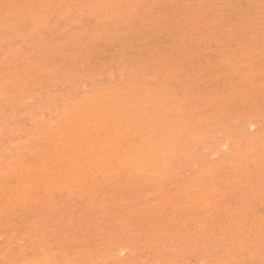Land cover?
I'll return each mask as SVG.
<instances>
[{
  "label": "rangeland",
  "instance_id": "obj_1",
  "mask_svg": "<svg viewBox=\"0 0 264 264\" xmlns=\"http://www.w3.org/2000/svg\"><path fill=\"white\" fill-rule=\"evenodd\" d=\"M45 1L0 0V44L2 43L0 45V75L5 77V74H7L4 80L0 76L2 79H0V85L3 83L0 86V96L2 98H0L2 104H0V111L2 110L0 112V127L2 128L0 139L3 138V141H0V178L4 177L0 179V193L2 194H0V264H87L88 262V264H94L96 261L95 264H195L197 262L198 264H208L210 261L209 264H215V262L216 264H264V225H262L264 224V196L259 195L264 194V175H262L264 173V170H262L264 169V108H262L264 107V74H262L264 73V0H259V3L256 2L257 0H242V2H240L241 0H202V2L201 0H189L190 3L185 0V6H183L184 0H87L88 3L86 0H77L78 3H76V0H49L53 5L48 1L45 3ZM71 2H74V4ZM197 2H199V5ZM90 4L95 7L91 8ZM54 5L55 7H52ZM42 6L44 7L41 8ZM41 9L45 10L41 12ZM220 10L222 13H219ZM162 11H165V13ZM195 11L196 13H193ZM253 11L255 12L253 13ZM213 13L214 15H212ZM219 15L223 21L219 20ZM217 19L219 22H217ZM234 19L235 22L232 23L231 21ZM180 20L181 23L178 22ZM213 23L216 24L213 25ZM93 24H96V26H93ZM77 26L81 27L78 28ZM100 26L102 28H99ZM208 27L210 29L207 30ZM220 27L221 29H219ZM78 29L80 31H77ZM91 29L94 31H90ZM240 31L243 33H239ZM94 32L98 37L93 35ZM182 35L187 38L184 39ZM228 36L235 37L230 40L231 37ZM62 38L64 39L62 40ZM207 42L210 47L207 46ZM163 45L164 48H160ZM69 47H72V49L70 50ZM230 49L233 52L232 54ZM240 50L241 52H239ZM234 51L236 52L234 53ZM255 51L256 53H254ZM55 53L57 54L55 55ZM23 54L25 55L23 56ZM172 56L173 58H171ZM185 57L188 59L186 60ZM116 58L117 60H115ZM41 59H43V62ZM217 59L220 60L219 64H217ZM226 63H229V67ZM238 64H240V67ZM135 65L137 66L136 69L134 68ZM186 65H189L188 69ZM21 66L24 68H21ZM153 67H155V70ZM164 67L167 69L162 70ZM236 69L238 71H235ZM22 70H27V72ZM247 72L250 73L247 74ZM100 73H102L101 77L99 76ZM110 73L112 74L110 75ZM8 75L9 78H7ZM233 75L235 76L233 77ZM151 76L152 78L154 76H156L154 78L160 77L153 80ZM111 77L112 80L109 79ZM144 77L149 83L142 81ZM135 78L136 82L134 83ZM202 78L205 79L202 80ZM242 78H245V80ZM140 79L144 85L140 83ZM162 79L165 80V83L162 82ZM238 79L244 80L245 83L248 82L246 87L244 81L239 80V82ZM224 80L227 83L223 82ZM92 82H94V85L91 84ZM237 82L241 83V86L240 84L238 86ZM147 83L149 86H147ZM195 83L199 86L196 87ZM232 83H235L233 88ZM248 85L249 88H247ZM5 86L7 89H5ZM106 86L108 87L106 88ZM110 86L112 87L110 88ZM237 86L240 89H237ZM166 90L168 91L166 92ZM248 90L251 91V94H249L250 91L247 92ZM170 91H174V93L171 94ZM223 92H226L227 95ZM140 93L144 95V98ZM167 96L170 97L167 99ZM221 96H223V100H221ZM243 97L246 99L244 100ZM242 98L243 100H240ZM84 100L85 102H83ZM170 100H172L173 105L169 103ZM104 101H107V104ZM108 101H112L113 107ZM240 101L242 102L240 103ZM122 102L126 103L123 104ZM238 102L240 106L235 105ZM179 103L182 104V107L187 106V104L188 106L182 108ZM177 105L178 107H176ZM94 106L96 111H94ZM69 107L71 108L68 109ZM81 107L84 110H81ZM108 107L109 109L105 110ZM30 108L33 112L36 111L34 115L29 110ZM113 108L117 113L111 111L114 110ZM14 110L17 112L15 113ZM108 110L111 112H108ZM11 111L14 112V116ZM53 113L56 116H53ZM90 113L99 115L94 118ZM112 113H114L112 116L116 117H108ZM157 115L158 117H156ZM180 116L183 118L181 119ZM125 117L127 118L125 119ZM178 119L180 121H177ZM21 121L23 122L20 123ZM130 121L134 122L130 123ZM35 122L40 124L36 126ZM55 122H58L57 125ZM141 122L147 125H141ZM23 123L27 129L22 128ZM48 123L50 124L48 125ZM44 124L49 127L46 129ZM52 124H55L56 127ZM246 124L248 125L246 126ZM92 125L93 129L91 128ZM171 125L173 128H169ZM159 126L161 129L158 128ZM118 127L119 129H117ZM28 128H30L29 131ZM49 128L55 132L52 134ZM142 129L144 133L139 131ZM113 130L114 133H112ZM148 130L154 132L156 136ZM65 132H67V135H65ZM126 134L131 136H128L131 140L127 139ZM170 134H172V137ZM26 135L27 138L24 137ZM49 135L55 140L50 139ZM135 135L139 136L135 137ZM46 136H49V140ZM32 137L33 140L38 137L36 139L39 141L36 139L32 141ZM169 138L174 142L171 140L173 143H169ZM42 139L47 140L46 143ZM78 139L81 140L78 141ZM161 141L163 142L159 143ZM39 142L40 145L36 146ZM52 142H56V144H52ZM48 143L49 145H47ZM139 144L140 146H136ZM194 145L197 146L194 147ZM8 146H11V153ZM134 147L135 149H131ZM197 147L198 149H196ZM128 148L129 150H127ZM159 148L162 150H159ZM26 149L32 153L31 156H29V151ZM120 149L121 151H119ZM125 150L127 151L125 152ZM34 152L36 154L33 155ZM149 153H153L152 156ZM258 155H261V157ZM40 156L42 160L39 159ZM242 156L248 157L245 158L248 166ZM253 158L257 160L256 163ZM234 162L241 169L235 167ZM61 163H64V166ZM232 166L235 168H232ZM252 167L254 168L253 171L251 170ZM254 170L256 174L253 173ZM238 175L242 178V181H240L241 178ZM255 178H257V181ZM237 181L238 183H234ZM258 181L259 183L256 185L255 183ZM207 184L208 186H206ZM214 184H216V187H213ZM16 187L17 189H15ZM252 188L253 190H251ZM254 188H259L257 190L258 194L255 193ZM40 189L42 191H39ZM261 191L262 193H260ZM39 192L42 194L40 195ZM14 193H17V195ZM204 193H207V195ZM18 197L19 199H17ZM25 198L27 201H25ZM189 198H192V201ZM237 201L238 203H236ZM209 207L211 208L209 209ZM119 250L125 251L120 254V257H116L115 253L118 254ZM96 257L98 258L96 259ZM214 257L218 260L213 259Z\"/></svg>",
  "mask_w": 264,
  "mask_h": 264
},
{
  "label": "bare ground",
  "instance_id": "obj_2",
  "mask_svg": "<svg viewBox=\"0 0 264 264\" xmlns=\"http://www.w3.org/2000/svg\"><path fill=\"white\" fill-rule=\"evenodd\" d=\"M36 1H37V0H36ZM47 1H48L49 3H51L49 0H46L45 3H46ZM63 1H67V0H63ZM93 1H94V0H93ZM93 1H92V2H93ZM121 1H122V0H121ZM142 1H143V0H142ZM152 1H154V0H152ZM163 1H164V0H163ZM199 1H200V0H199ZM204 1H205V0H204ZM220 1H221V0H220ZM230 1H231V0H230ZM235 1H236V0H235ZM237 1H239V0H237ZM258 1H259V0H257L256 2H258ZM38 2H39V0H38ZM60 2H61V1H60ZM78 2H79V1H78ZM78 2H77V0H76V3H78ZM84 2H85V1H84ZM86 2L88 3L87 0H86ZM98 2H99V1H98ZM114 2H115V1H114ZM129 2H130V1H129ZM169 2H170V1H169ZM182 2H183V1H182ZM187 2L190 3L189 0H188ZM187 2H186V3H187ZM201 2H202V0H201ZM207 2H208V1H207ZM213 2H214V1H213ZM226 2H227V1H226ZM226 2H224V3H226ZM240 2H242V0H241ZM249 2H250V1H249ZM263 2H264V1H263ZM29 3H30V2H29ZM54 3H55V2H54ZM71 3L74 4V2H71ZM80 3H81V2H80ZM87 3H86V4H87ZM95 3H97V2H95ZM95 3H94V4H95ZM101 3H103V2L101 1ZM188 3H187V4H188ZM198 3H199V2H197V4H198ZM205 3H206V2H205ZM209 3H210V2H209ZM228 3H229V1H228ZM258 3H259V2H258ZM19 4H20V3H19ZM55 4H56V3H55ZM61 4H62V2H61ZM67 4H68V3H67ZM91 4H92V3H91ZM91 4H90V6H91ZM134 4H135V3H134ZM183 4H184V5H183ZM183 4H178V5H180V6H181V5L185 6V5H186V4H185V0H184V3H183ZM226 4H227V3H226ZM243 4H244V3H243ZM256 4H257V3H256ZM47 5H48V4H47ZM51 5H53V4L51 3ZM56 5H57V4H56ZM198 5H199V4H198ZM203 5H204V4H203ZM205 5H206V4H205ZM245 5H246V4H245ZM254 5H255V4H254ZM44 6H45V4H44ZM44 6H42L41 8H43ZM176 6H177V5H176ZM206 6H208V5H206ZM241 6H242V5H241ZM52 7H55V5L52 6ZM56 7H57V6H56ZM88 7H89V6H88ZM94 7H95V6H94ZM94 7L91 6V8H94ZM186 7L188 8V5H187ZM48 8H49V7H48ZM150 8H151V7H150ZM195 8H196V7H195ZM224 8H225V6H224ZM230 8H231V7H230ZM241 8H242V7H241ZM247 8H248V7H247ZM260 8H261V7H260ZM36 9H37V8H36ZM69 9H70V8H69ZM146 9H147V8H146ZM172 9H173V7H172ZM177 9H178V8H177ZM215 9H217V8L215 7ZM226 9H227V8H226ZM228 9H229V7H228ZM239 9H240V7H239ZM245 9H246V8H245ZM39 10H40V9H39ZM42 10H45V9H41V12H42ZM46 10L48 11L49 9H46ZM130 10H131V9H130ZM161 10H162V9H161ZM236 10H237V9H236ZM241 10H242V9H241ZM248 10H249V8H248ZM259 10H260V9H259ZM51 11H52V10H51ZM65 11H66V10H65ZM128 11H129V10H128ZM171 11H172V10H171ZM191 11H192V10H191ZM214 11H215V10H214ZM214 11H212V12H214ZM220 11H221V10H220ZM220 11H219V13H222V11H221V12H220ZM223 11H224V9H223ZM237 11H238V10H237ZM7 12H8V11H7ZM29 12H30V11H29ZM38 12H39V11H38ZM41 12H40V13H41ZM120 12H121V11H120ZM151 12H152V11H151ZM162 12L165 13V11H162ZM168 12H169V11H168ZM168 12H167V13H168ZM207 12H208V11H207ZM234 12H235V11H234ZM248 12H249V11H248ZM254 12H255V11H253V13H254ZM261 12H262V11H261ZM4 13H5V12H4ZM9 13H10V12H9ZM46 13H47V12H46ZM46 13L44 14L45 16L47 15ZM67 13H68V12H67ZM116 13H117V12H116ZM149 13H150V12H149ZM193 13H196V11L193 12ZM193 13H192V14H193ZM215 13H217V12H215ZM229 13H230V9H229ZM232 13H233V12H232ZM237 13H238V12H237ZM190 14H191V12H190ZM204 14H205V13H204ZM204 14H203V15H204ZM230 14H231V13H230ZM230 14H229V15H230ZM11 15H12V14H11ZM44 15H40V16L43 17ZM50 15H51V14H50ZM158 15H159V14H158ZM165 15H166V14H165ZM199 15H200V14H199ZM205 15H206V14H205ZM212 15H214V13H213ZM220 15H222V14H220ZM220 15H219V16H220ZM225 15H227V14L225 13ZM234 15H235V14H234ZM236 15H237V14H236ZM240 15H241V14H240ZM40 16H39V17H40ZM142 16H143V15H142ZM159 16H160V15H159ZM209 16L211 17V15H209ZM217 16H218V15H217ZM217 16H216V17H217ZM13 17H14V16H13ZM37 17H38V16H37ZM67 17H68V16H67ZM115 17H116V16H115ZM166 17H167V16H166ZM187 17H188V16H187ZM213 17H215V16H213ZM213 17H212V18H213ZM225 17H226V16H225ZM234 17H235V16H234ZM234 17H233V18H234ZM236 17H237V16H236ZM19 18H20V17H19ZM64 18H65V17H64ZM93 18H94V17H93ZM96 18H98V17H96ZM103 18H104V17H103ZM105 18H106V17H105ZM180 18H181V16H180ZM198 18H199V17H198ZM218 18H219V20H220V19H221V16L218 17ZM36 19H38V18H36ZM47 19H48V18H47ZM65 19H66V18H65ZM68 19H70V18L68 17ZM183 19H184V17H183ZM205 19H206V18H205ZM227 19H228V18H227ZM45 20H46V19H45ZM71 20H72V19H71ZM86 20H87V19H86ZM93 20H94V19H93ZM194 20H195V19H194ZM215 20H216V18H215ZM217 20H218V19H217ZM219 20H218L217 22H219ZM221 20H222V19H221ZM262 20H263V19H262ZM48 21H49V19H48ZM62 21H63V20H62ZM65 21H67V20H65ZM87 21H88V20H87ZM110 21H111V20H110ZM113 21H114V20H113ZM206 21H207V20H206ZM213 21H214V20H213ZM213 21H210V22H213ZM222 21H223V20H222ZM38 22H39V21H38ZM38 22H37V23H38ZM78 22H79V21H77V23H78ZM178 22L181 23V20L178 21ZM190 22H191V21H190ZM201 22H202V21H201ZM215 22H216V21H215ZM217 22H216V23H217ZM231 22L234 23V22H235V19L232 20ZM250 22H251V21H250ZM261 22H262V21H261ZM35 23H36V22H35ZM40 23H41V21H40ZM44 23H45V21H44ZM79 23H80V22H79ZM85 23H86V22H85ZM90 23H91V22H90ZM92 23H93V21H92ZM140 23H141V22H140ZM206 23H207V22H206ZM216 23H213V25L216 24ZM220 23H221V22H220ZM80 24H81V23H80ZM83 24H84V23H83ZM88 24H89V22H88ZM108 24H109V23H108ZM141 24H142V23H141ZM230 24H231V23H230ZM4 25H5V24H4ZM53 25H54V24H53ZM53 25H52V27H54ZM103 25H104V24H103ZM194 25H195V24H194ZM194 25H193V26H194ZM205 25H207V24H205ZM205 25H204V26H205ZM216 25H218V23H217ZM216 25H215V26H216ZM221 25H222V23H221ZM227 25H228V24H227ZM9 26H10V25H9ZM41 26H42V24H41ZM43 26H44V25H43ZM67 26H68V25H67ZM69 26H70V25H69ZM82 26H83V25H82ZM86 26H87V25H86ZM89 26H90V25H89ZM93 26H96V24H93ZM105 26H106V25H105ZM116 26H117V25H116ZM138 26H139V25H138ZM55 27H56V26H55ZM77 27H78V26H77ZM79 27H81V26H79ZM79 27H78V28H79ZM90 27H91V26H90ZM97 27H98V26H97ZM163 27H164V26H163ZM189 27H190V26H189ZM209 27H211V26H209ZM209 27L207 28V30L210 29ZM213 27H214V26H213ZM235 27H236V26H235ZM32 28H33V27H32ZM67 28H68V27H67ZM88 28H89V27H88ZM93 28H94V27H93ZM99 28H102V26H100ZM99 28H98V29H99ZM225 28H226V27H225ZM47 29H48V28H47ZM94 29H96V28H94ZM204 29H205V28H204ZM215 29H216V28H215ZM219 29H221V27H220ZM222 29H223V28H222ZM229 29H230V28H229ZM11 30H12V29H11ZM92 30H93V29H91L90 31H92ZM100 30H101V29H100ZM127 30H128V28H127ZM127 30H126V31H127ZM223 30H224V29H223ZM223 30H222V31H223ZM66 31H67V29H66ZM68 31H70V30L68 29ZM77 31H80V30L78 29ZM93 31H94V30H93ZM105 31H106V30H105ZM180 31H181V30H180ZM182 31H183V30H182ZM197 31H198V30H197ZM197 31H196V32H197ZM202 31H203V29H202ZM204 31H205V30H204ZM212 31H213V30H212ZM216 31H217V30H216ZM222 31H220V32H222ZM95 32H96V30H95ZM95 32L93 33V35H97V34H95ZM108 32H109V31H108ZM123 32H125V31L123 30ZM193 32H194V31H193ZM198 32H199V31H198ZM214 32H215V31H214ZM232 32H233V31H232ZM51 33H52V32H51ZM91 33H92V32H91ZM158 33H160V32H158ZM181 33H182V32H181ZM181 33H180V34H181ZM187 33H188V32H187ZM218 33H219V32H218ZM218 33H217V34H218ZM239 33H243V32L240 31ZM119 34H120V33H119ZM140 34H141V33H140ZM201 34L203 35V32H202ZM220 34H222V33H220ZM66 35H67V33H66ZM93 35H92V36H93ZM115 35H116V34H115ZM178 35H179V34H178ZM208 35H209V34H208ZM31 36H32V35H31ZM102 36H103V35H102ZM128 36H129V35H128ZM137 36H138V35H137ZM182 36H183V35H182ZM191 36H192V35H191ZM191 36H190V38H191ZM215 36H217V35H215ZM242 36H243V35H242ZM20 37H21V36H20ZM65 37H66V36H65ZM69 37H71V36H69ZM93 37H94V36H93ZM93 37H92V38H93ZM96 37H98V35H97ZM105 37H106V36H105ZM105 37H104V38H105ZM179 37H180V36H179ZM183 37H184V36H183ZM185 37H186V36H185ZM185 37H184V39L187 38V37H186V38H185ZM218 37H219V36H218ZM228 37L230 38L231 36H228ZM233 37H235V36H233ZM233 37H231L230 40H231ZM262 37H263V35H262ZM116 38H117V37H116ZM149 38H151V37H149ZM153 38H154V37H153ZM180 38H182V37H180ZM215 38H217V37H215ZM9 39H10V38H9ZM23 39L25 40V38H23ZM57 39H58V38H57ZM63 39H64V38H62V40H63ZM125 39H126V38H125ZM125 39H123V40H125ZM182 39H183V38H182ZM188 39H189V38H188ZM227 39H228V38H227ZM263 39H264V38H263ZM16 40H17V39H16ZM26 40H27V39H26ZM35 40H36V39H35ZM38 40H39V39H38ZM59 40H60V38H59ZM66 40H67V38H66ZM88 40H89V39H88ZM126 40H127V39H126ZM126 40H125V41H126ZM129 40H130V39H129ZM131 40H132V39H131ZM180 40H181V39H180ZM189 40H190V39H189ZM195 40H196V39H195ZM195 40H194V42H196ZM203 40H204V39H203ZM203 40H202V41H203ZM215 40H216V39H215ZM48 41H49V39H48ZM56 41H57V40H56ZM89 41H90V40H89ZM104 41H105V40H104ZM104 41H103V42H104ZM142 41H143V39H142ZM175 41L177 42V40H175ZM199 41H200V40H199ZM202 41H201V42H202ZM205 41H207V39H205ZM62 42H64V41H62ZM103 42H102V43H103ZM122 42H123V41H122ZM132 42H133V40H132ZM132 42H131V43H132ZM136 42H138V41H136ZM162 42H163V40H162ZM185 42H186V40H185ZM192 42H193V41H192ZM201 42H200V43H201ZM243 42H244V41H243ZM259 42H260V41H259ZM88 43H89V42H88ZM139 43H141V42H139ZM182 43H184V42L182 41ZM202 43L204 44V42H202ZM34 44L36 45V43H34ZM34 44H33V45H34ZM41 44H42V43H41ZM64 44H65V43H64ZM66 44H67V42H66ZM127 44H128V43H127ZM180 44H181V42H180ZM222 44H223V43H222ZM222 44H221V45H222ZM0 45H2V43H1ZM18 45H19V44H18ZM57 45H58V44H57ZM68 45H69V44H68ZM131 45H132V44H131ZM171 45H172V44H171ZM189 45H190V44H189ZM191 45H192V44H191ZM191 45H190V46H191ZM201 45H202V44H201ZM20 46H21V45H20ZM24 46H25V45H24ZM52 46H53V45H52ZM69 46H70V45H69ZM90 46H91V45H90ZM143 46H144V45H143ZM161 46H162V45H161ZM182 46H183V44H182ZM193 46H194V45H193ZM207 46H208V42H207ZM217 46H218V45H217ZM37 47H38V46H37ZM58 47H59V45H58ZM60 47H61V45H60ZM82 47H83V46H82ZM84 47H85V46H84ZM158 47H159V45H158ZM177 47H178V46H177ZM205 47H206V46H205ZM208 47H210V46H208ZM237 47L239 48V46H237ZM237 47H235V48H237ZM25 48H26V47H25ZM53 48H54V47H53ZM69 48H70V50L72 49V47H69ZM102 48H103V47H102ZM135 48H136V47H135ZM143 48H144V47H143ZM146 48H147V47H146ZM160 48H164V45H163V47H160ZM184 48H185V47H184ZM187 48H189V47L187 46ZM191 48H192V47H191ZM206 48H207V47H206ZM58 49H59V48H58ZM74 49H75V48H74ZM117 49H118V48H117ZM124 49H125V48H124ZM158 49H159V48H158ZM175 49H176V48H175ZM175 49H174V50H175ZM2 50H3V49H2ZM8 50H9V49H8ZM14 50H15V49H14ZM34 50H35V49H34ZM48 50H49V49H48ZM82 50H83V49H82ZM114 50H115V49H114ZM184 50H185V49H184ZM200 50H201V49H200ZM221 50H222V49H221ZM243 50H245V49H243ZM66 51H68V50H66ZM77 51H78V50H77ZM88 51H89V50H88ZM130 51H131V50H130ZM155 51H157V50H155ZM172 51H173V50H172ZM176 51H177V50H176ZM185 51H186V50H185ZM203 51H206V50H203ZM31 52H32V51H31ZM44 52H45V51H44ZM54 52H55V51H54ZM128 52H129V51H128ZM150 52H151V51H150ZM170 52H171V51H170ZM183 52H184V51H183ZM186 52H187V51H186ZM201 52H202V51H201ZM206 52H207V51H206ZM235 52H236V51H234V53H235ZM239 52H241V50H240ZM260 52H261V51H260ZM34 53H36V52H34ZM62 53H63V52H62ZM130 53H131V52H130ZM154 53H155V52H154ZM164 53H165V51H164ZM166 53L168 54V52H166ZM192 53H193V52H192ZM196 53H197V52H196ZM207 53H208V52H207ZM230 53H231V54L233 53V52H231V49H230ZM254 53H256V51H255ZM258 53H259V51H258ZM10 54H11V52H10ZM37 54H38V53H37ZM56 54H57V53H55V55H56ZM124 54H125V53H124ZM185 54H186V53H185ZM185 54H184V55H185ZM194 54H195V53H194ZM199 54H201V53L199 52ZM203 54H204V53H203ZM203 54H202V55H203ZM222 54H223V53H222ZM8 55H9V52H8ZM18 55H19V54H18ZM24 55H25V54H23V56H24ZM53 55H54V53H53ZM87 55H88V54H87ZM143 55H144V54H143ZM153 55H154V54H153ZM186 55H187V54H186ZM186 55H185V56H186ZM217 55H219V54H217ZM14 56H15V55H14ZM45 56H46V55H45ZM50 56H51V55H50ZM59 56H60V54H59ZM84 56H85V55H84ZM147 56H149V55H147ZM175 56H177V55H175ZM179 56H180V55H179ZM179 56H178V58H179ZM188 56H189V55H188ZM192 56H193V55H192ZM219 56H220V55H219ZM223 56H224V55H223ZM6 57H7V55H6ZM19 57H20V56H19ZM52 57H53V56H52ZM87 57H88V56H87ZM116 57H117V56H116ZM128 57H129V56H128ZM169 57H170V56H169ZM200 57H201V56H200ZM204 57H205V56H204ZM260 57H261V56H260ZM44 58H45V57H44ZM53 58H54V57H53ZM60 58H61V57H60ZM131 58H133V57H131ZM145 58H146V57H145ZM148 58H149V57H148ZM171 58H173V56H172ZM189 58H190V57H189ZM191 58H192V57H191ZM194 58H195V56H194ZM214 58H215V57H214ZM220 58H221V57H220ZM223 58H225V57H223ZM223 58H222V59H223ZM243 58H244V57H243ZM9 59H10V58H9ZM11 59H12V58H11ZM48 59H49V58H48ZM101 59H102V58H101ZM125 59H126V57H125ZM129 59H130V58H129ZM139 59H140V58H139ZM185 59H186V57H185ZM187 59H188V58H187ZM187 59H186V60H187ZM195 59H196V58H195ZM197 59H198V58H197ZM212 59H213V58H212ZM218 59H219V58H218ZM218 59H217V60H218ZM16 60H18V59H16ZM41 60H42V62H43V59H41ZM44 60H46V59H44ZM52 60H53V59H52ZM57 60H58V59H57ZM59 60H60V59H59ZM64 60L66 61V59H64ZM115 60H117V58H116ZM150 60H151V59H150ZM167 60H168V59H167ZM183 60H184V59H183ZM207 60H208V59H207ZM223 60H224V59H223ZM225 60H226V59H225ZM48 61H49V60H48ZM48 61H47V62H48ZM69 61H70V60H69ZM155 61H156V60H155ZM155 61H154V62H155ZM157 61H160V60H157ZM219 61H220V60H218V63H217V64L220 63ZM3 62H4V61H3ZM8 62H9V61H8ZM85 62H86V61H85ZM176 62H177V61H176ZM195 62H198V61H195ZM221 62H222V61H221ZM236 62H237V60H236ZM68 63H69V62H68ZM113 63H115V62L113 61ZM118 63H119V61H118ZM164 63H166V62H164ZM177 63H178V62H177ZM182 63H183V61H182ZM198 63H200V62H198ZM35 64H36V63H35ZM66 64H67V63H66ZM79 64H80V63H79ZM136 64H137V63H136ZM174 64H175V63H174ZM207 64H208V61H207ZM210 64H211V62H210ZM222 64L224 65V63H222ZM228 64H229V63H228ZM228 64L226 63V65H228ZM247 64H248V63H247ZM103 65H104V64H103ZM118 65H119V64H118ZM130 65H131V64H130ZM143 65H144V63H143ZM168 65H169V63H168ZM168 65H167V66H168ZM189 65H190V64H189ZM189 65H188V66L186 65L187 69H188ZM201 65H202V63H201ZM223 65H222V66H223ZM226 65H225V67H226ZM231 65H232V64H231ZM238 65H239V67H240V64H238ZM242 65H243V64H242ZM242 65H241V66H242ZM39 66H40V65H39ZM50 66H51V65H50ZM77 66H78V65H77ZM138 66H139V65H138ZM145 66H146V64H145ZM155 66H156V65H155ZM165 66H166V65H165ZM171 66H172V64H171ZM193 66H194V65H193ZM193 66H192V67H193ZM211 66H212V64H211ZM19 67H20V66H19ZM22 67H23V66H21V68H22ZM45 67H48V66H45ZM111 67H113V66H111ZM115 67H116V65H115ZM117 67H118V66H117ZM148 67H149V66H148ZM148 67H147V69H148ZM178 67H179V66H178ZM208 67H209V66H208ZM228 67H229V65H228ZM233 67H234V66H233ZM16 68H17V65H16ZM23 68H24V67H23ZM36 68H37V67H36ZM123 68H124V67H123ZM123 68H122V69H123ZM131 68H132V67H131ZM134 68L136 69L137 66L135 65ZM150 68H151V67H150ZM174 68H175V66H174ZM202 68H203V67H202ZM209 68H210V67H209ZM216 68H217V67H216ZM221 68H222V67H221ZM78 69H80V68L78 67ZM120 69H121V68H120ZM120 69H119V70H120ZM132 69H133V68H132ZM135 69H134V70H135ZM153 69L155 70V67H153ZM163 69H167V68L164 67V68H162V70H163ZM171 69H172V68H171ZM181 69H182V68H181ZM184 69H185V67H184ZM223 69H224V68H223ZM232 69H233V68H232ZM241 69H242V68H241ZM247 69H248V68H247ZM7 70H8V69H7ZM10 70H11V69H10ZM51 70H52V69H51ZM62 70H63V69H62ZM62 70H61V71H62ZM65 70H66V69H65ZM91 70H92V69H91ZM119 70H118V71H119ZM137 70H138V69H137ZM154 70H153V71H154ZM172 70H173V69H172ZM172 70H171V71H172ZM205 70H206V68H205ZM205 70H204V72H205ZM210 70H211V69H210ZM227 70H228V69H227ZM251 70H253V69H251ZM4 71H6V70L4 69ZM22 71H23V72H27V70H25V71L22 70ZM42 71H43V70H42ZM75 71H76V70H75ZM92 71H93V70H92ZM100 71H101V70H100ZM118 71H116V72H118ZM146 71H147V70H146ZM148 71H152V70H148ZM158 71H159V70H158ZM164 71H165V70H164ZM167 71H168V70H167ZM235 71H238V70L236 69ZM253 71H254V70H253ZM39 72H40V70H39ZM43 72H44V71H43ZM82 72H83V71H82ZM89 72H90V71H89ZM101 72H102V71H101ZM111 72H112V71H111ZM135 72H136V71H135ZM143 72H144V71H143ZM172 72H173V71H172ZM198 72H201V71H198ZM230 72H231V70H230ZM250 72H251V71H250ZM250 72H247V74L250 73ZM3 73H4V72H3ZM5 73H6V72H5ZM132 73H133V70H132ZM132 73H130V74H132ZM144 73H145V72H144ZM144 73H143V74H144ZM148 73H150V72H148ZM162 73H163V72H162ZM162 73H161V74H162ZM183 73H184V72H183ZM192 73H195V72H192ZM196 73H197V72H196ZM214 73H215V71H214ZM241 73H242V72H241ZM70 74H71V73H70ZM85 74H86V73H85ZM101 74H102V73L99 74L100 77L102 76ZM111 74H112V73H110V75H111ZM119 74H120V73H119ZM152 74H153V73H152ZM152 74H151V75H152ZM156 74H158V73H156ZM164 74H165V73H164ZM169 74H170V73H169ZM176 74H177V72H176ZM176 74H175V76H176ZM198 74H199V73H198ZM220 74H221V73H220ZM220 74H219V75H220ZM243 74H244V73H243ZM252 74H253V73H252ZM256 74H257V73H256ZM262 74H264V73H262ZM21 75H24V74H21ZM35 75H36V74H35ZM79 75H80V74H79ZM90 75H91V73H90ZM110 75H109V76H110ZM146 75H147V73H146ZM154 75H155V74H154ZM166 75H167V73H166ZM199 75H200V74H199ZM231 75H232V74H231ZM0 76H1V75H0ZM6 76H7V74H5V77H6ZM72 76H73V75H72ZM83 76H84V75H83ZM107 76H108V75H107ZM152 76H153V75H152ZM152 76H151V78H152ZM188 76H189V74H188ZM234 76H235V75H233V77H234ZM255 76H256V75H255ZM1 77H2V76H1ZM5 77H4V76L2 77L3 80H4ZM41 77H42V76H41ZM76 77H77V76H76ZM100 77H99V78H100ZM129 77H130V76H129ZM129 77H128V79H130ZM142 77H143V76H142ZM154 77H156V76H154ZM154 77L152 78L153 80H154V79H158L160 76H158V78H154ZM189 77H190V76H189ZM200 77H201V75H200ZM202 77H203V76H202ZM238 77L240 78L241 75L238 76ZM244 77H245V76H244ZM259 77H261V76H259ZM7 78H9V75H8ZM113 78H114V77H113ZM223 78H224V76H223ZM246 78H247V77H246ZM250 78H251V77H250ZM257 78H258V77H257ZM0 79H1V78H0ZM87 79H88V78H87ZM109 79L112 80V77L109 78ZM120 79H121V78H120ZM128 79H127V80H128ZM143 79H144V80H142V81H146V80H145V77H144ZM168 79H169V78H168ZM175 79H176V78H175ZM195 79H197V78H195ZM204 79H205V78H202V80H204ZM242 79L245 80V78H242ZM260 79H261V78H260ZM1 80H2V79H1ZM69 80H70V79H69ZM93 80H94V79H93ZM111 80H110V81H111ZM122 80H123V79H122ZM134 80H135V81H133V82L135 83V82H136V78H135ZM200 80H201V79H200ZM200 80H198V81H200ZM217 80H218V79H217ZM225 80H226V79H225ZM225 80H224L223 82H225ZM239 80L242 81L241 79H238V81H239ZM244 80H243V81H244ZM250 80H251V79H250ZM250 80H249V81H250ZM40 81H41V79H40ZM59 81H60V80H59ZM67 81H68V80H67ZM98 81H99V79H98ZM149 81H151V80H149ZM164 81H165V80L162 79V82H164ZM168 81H169V80H168ZM226 81H227V80H226ZM240 81H239V82H240ZM243 81H242V82H243ZM262 81H263V80H262ZM3 82H4V81H3ZM12 82H13V81H12ZM68 82H69V81H68ZM124 82H125V80H124ZM146 82H148V81H146ZM146 82H145V83H146ZM174 82H175V81H174ZM206 82H209V81H206ZM228 82H229V81H228ZM239 82H237V84H238V86H239V84H240V86H241V83H239ZM263 82H264V81H263ZM4 83H6V82H4ZM44 83H45V81H44ZM56 83H57V82H56ZM78 83H79V82H78ZM93 83H94V82H92L91 84H93ZM110 83H111V82H110ZM119 83H120V82H119ZM119 83H118V85H119ZM140 83H141V79H140ZM148 83H149V82H148ZM148 83H147V84H148ZM150 83H151V82H150ZM164 83H165V82H164ZM164 83H163V85H164ZM218 83H219V82H218ZM225 83H227V82H225ZM244 83H245V81H244ZM247 83H248V82H247ZM247 83H245V87H246V84H247ZM2 84H3V83H2ZM2 84H1V85H2ZM7 84H8V83H7ZM7 84H6V85H7ZM10 84H11V83H10ZM61 84H62V83H61ZM63 84H64V83H63ZM80 84H81V83H80ZM98 84H99V83H98ZM120 84H122V83H120ZM141 84H143V82H142ZM152 84H153V83H152ZM152 84H151V85H152ZM166 84H167V83H166ZM166 84H165V85H166ZM233 84H234V86H235V83H232V85H231L232 88L234 87ZM251 84H252V83H251ZM251 84H250V87H251ZM1 85H0V86H1ZM24 85H25V84H24ZM78 85H79V84H78ZM83 85H84V84H83ZM93 85H94V84H93ZM93 85H92V86H93ZM134 85H135V84H134ZM143 85H144V84H143ZM159 85H160V82H159ZM167 85H168V84H167ZM178 85H179V84H178ZM181 85H182V84H181ZM191 85H193V84H191ZM195 85H196V83H195ZM242 85H243V83H242ZM256 85H257V84H256ZM13 86H14V85H13ZM45 86H46V85H45ZM115 86H116V84H115ZM120 86H121V85H120ZM145 86H146V85H145ZM147 86H149V84H148ZM182 86H185V85H182ZM186 86H187V84H186ZM198 86H199V85H196V87H198ZM220 86H221V85H220ZM225 86H226V85H225ZM227 86H228V85H227ZM238 86H237V89H240V87H238ZM243 86H244V85H243ZM253 86H255V85H253ZM14 87H15V86H14ZM26 87H27V85H26ZM26 87H25V88H26ZM83 87H84V86H83ZM85 87H86V85H85ZM107 87H108V86H106V88H107ZM111 87H112V86H110V88H111ZM116 87H117V86H116ZM138 87H139V86H138ZM158 87H159V86H158ZM165 87H166V86H165ZM169 87H170V86H169ZM193 87H194V86H193ZM196 87H195V88H196ZM1 88H2V87H1ZM12 88H13V87H12ZM30 88H31V87H30ZM61 88H62V87H61ZM140 88H141V86H140ZM156 88H157V86H156ZM156 88H154V89H156ZM160 88H161V87H160ZM175 88H176V86H175ZM243 88H244V87H243ZM247 88H249V85L247 86ZM254 88H255V87H254ZM256 88H257V87H256ZM3 89H4V88H3ZM5 89H7L6 86H5ZM74 89H75V88H74ZM104 89H105V88H104ZM144 89H145V88H144ZM170 89H171V88H170ZM181 89H182V88H181ZM185 89H186V87H185ZM187 89H188V87H187ZM197 89H198V88H197ZM201 89H202V88H201ZM214 89H217V88H214ZM228 89H230V88L228 87ZM237 89H236V92H237ZM262 89H263V88H262ZM30 90H31V89H30ZM47 90H48V89H47ZM72 90H73V89H72ZM82 90H83V89H82ZM164 90H165V88H164ZM188 90H190V89H188ZM191 90H193V89H191ZM195 90H196V89H195ZM195 90H194V91H195ZM223 90H224V89H223ZM230 90L232 91V89H230ZM230 90H229V91H230ZM242 90H243V89H242ZM242 90H241V91H242ZM252 90H254V89L252 88ZM3 91H6V90H3ZM89 91H90V90H89ZM99 91H100V89H99ZM106 91H107V90H106ZM142 91H144V90H142ZM149 91H150V90H149ZM153 91H155V90H153ZM153 91H152V92H153ZM167 91H168V90H166V92H167ZM176 91H177V90H176ZM176 91H175V92H176ZM215 91H216V90H215ZM225 91H227V90H225ZM231 91H230V92H231ZM233 91H234V90H233ZM249 91H250V90H248L247 92H249ZM43 92H44V91H43ZM69 92H70V91H69ZM69 92H68V94H69ZM72 92H73V91H72ZM91 92H92V91H91ZM156 92H157V91H156ZM166 92H165V95H166ZM170 92H171V91H170ZM172 92L174 93V91H172ZM172 92H171V94H172ZM238 92H239V91H238ZM5 93H7V92H5ZM75 93H77V92H75ZM89 93H90V92H89ZM115 93H116V91H115ZM141 93H142V92H141ZM141 93H140V94H141ZM196 93H197V92H196ZM223 93H224V92H223ZM244 93H245V92H244ZM257 93H259V92H257ZM17 94H18V93H17ZM130 94H131V93H130ZM142 94H143V93H142ZM142 94H141V95H142ZM163 94H164V93H163ZM169 94H170V93H169ZM169 94H168V95H169ZM224 94L227 95L226 92H225ZM236 94H237V93H236ZM239 94H240V93H239ZM241 94H242V93H241ZM249 94H251V91L249 92ZM2 95H4V94H2ZM25 95H26V94H25ZM25 95H24V96H25ZM64 95H65V94H64ZM101 95H102V94H101ZM119 95H122V94H119ZM123 95H125V94H123ZM123 95H122V96H123ZM127 95H128V94H127ZM141 95H140V96H141ZM174 95H175V94H174ZM222 95H223V94H222ZM256 95H257V94H256ZM261 95H262V94H261ZM4 96H6V95H4ZM13 96H14V95H13ZM32 96H33V95H32ZM47 96H48V95H47ZM79 96H80V95H79ZM99 96H100V95H99ZM142 96H143L142 98H144V95H142ZM148 96H149V95H148ZM194 96H195V95H194ZM243 96H244V95H243ZM2 97H3V96H2ZM6 97H7V96H6ZM54 97H55V96H54ZM105 97H106V96H105ZM169 97H170V96H167V99H168ZM182 97H183V95H182ZM196 97H197V96H196ZM203 97H204V96H203ZM221 97H222L221 100H223V96H221ZM230 97L232 98V96H230ZM239 97H240V96H239ZM244 97H245V96H244ZM244 97H243V98H244ZM0 98H1V96H0ZM7 98H8V97H7ZM14 98H15V97H14ZM43 98H44V97H43ZM83 98H84V97H83ZM88 98H89V97H88ZM88 98H87V99H88ZM94 98H95V97H94ZM96 98H97V97H96ZM117 98H118V97H117ZM130 98H131V97H130ZM130 98H129V99H130ZM146 98H147V97H146ZM184 98H186V97L184 96ZM224 98H225V97H224ZM234 98H235V96H234ZM237 98H238V97H237ZM240 98H241V97H240ZM243 98L240 99V100H243ZM251 98H252V97H251ZM1 99H2V98H1ZM66 99H67V98H66ZM85 99H86V98H85ZM87 99H86V100H87ZM121 99H122V98H121ZM124 99H125V98H124ZM171 99H172V98H171ZM181 99H182V98H181ZM187 99H188V96H187ZM187 99H186V100H187ZM245 99H246V98H244V100H245ZM248 99H249V98H248ZM10 100H11V99H10ZM10 100H9V101H10ZM15 100H16V99H15ZM50 100H51V99H50ZM177 100H178V99H177ZM192 100H193V99H192ZM219 100H220V99H219ZM221 100H220V101H221ZM250 100H251V99H250ZM1 101H3V100H1ZM33 101H34V100H33ZM88 101H89V100H88ZM115 101H117V100H115ZM161 101H162V100H161ZM166 101H167V100H166ZM171 101H172V100H170L169 103H171ZM182 101H183V100H182ZM227 101H228V100H227ZM227 101H226V102H227ZM251 101H252V100H251ZM251 101H250V102H251ZM23 102H24V101H23ZM37 102H38V101H37ZM58 102H59V101H58ZM83 102H85V100H84ZM106 102H107V101H106ZM106 102L104 101V103H106ZM108 102H109V101H108ZM111 102H112V101H110L109 104H110ZM136 102H137V101H136ZM153 102H154V101H153ZM155 102H156V101H155ZM157 102H158V101H157ZM213 102H214V101H213ZM241 102H242V101H240V103H241ZM262 102H263V101H262ZM4 103H5V102H4ZM6 103H7V102H6ZM52 103H53V102H52ZM89 103H90V102H89ZM122 103L124 104V103H126V102H122ZM163 103H164V102H163ZM180 103H181V102H180ZM180 103H179V106L182 105V104L180 105ZM186 103H187V101L185 102V105H186ZM188 103H189V102H188ZM240 103L238 102V104H235V105H239ZM251 103L253 104V102H251ZM251 103H250V104H251ZM263 103H264V102H263ZM0 104H1V103H0ZM8 104H9V103H8ZM17 104H19V103L17 102ZM84 104H85V103H84ZM106 104H107V103H106ZM109 104H108V105H109ZM161 104H162V103H161ZM171 104H172V103H171ZM220 104H221V103H220ZM227 104H228V103H227ZM258 104H259V103H258ZM1 105H2V104H1ZM19 105H21V104H19ZM24 105H25V103H24ZM26 105H27V104H26ZM28 105H29V103H28ZM39 105H40V104H39ZM51 105H52V104H51ZM100 105H101V102H100ZM102 105H103V104H102ZM110 105H112V103H111ZM140 105H141V104H140ZM151 105H153V104H151ZM154 105H155V104H154ZM172 105H173V104H172ZM211 105H212V104H211ZM233 105H234V104H233ZM254 105H255V103H254ZM5 106H7V105H5ZM12 106H13V105H12ZM15 106H16V105H15ZM52 106H53V105H52ZM73 106H74V105H73ZM85 106H87V105H85ZM166 106H167V105H166ZM187 106H188V104H187ZM187 106H183V107L181 106V107H182V108H184V107L186 108ZM196 106H197V105H196ZM213 106H214V105H213ZM239 106H240V105H239ZM263 106H264V105H263ZM79 107H80V105H79ZM96 107H97V106H96ZM112 107H113V105H112ZM120 107H121V106H120ZM159 107H160V106H159ZM163 107H164V106H163ZM174 107H175V105H174ZM176 107H178V105H177ZM197 107H198V106H197ZM216 107H217V106H216ZM242 107H243V106H242ZM13 108H14V107H13ZM15 108H16V107H15ZM15 108H14V109H15ZM17 108H18V107H17ZM28 108H29V107H28ZM28 108H27V109H28ZM36 108H37V106H36ZM70 108H71V107H69L68 109H70ZM122 108H123V107H122ZM141 108H142V107H141ZM147 108H148V107H147ZM182 108H181V109H182ZM189 108H190V107H189ZM194 108L196 109V107H194ZM194 108H193V109H194ZM228 108H230V107H228ZM240 108H241V107H240ZM240 108H239V109H240ZM256 108H257V107H256ZM259 108H260V107H259ZM259 108H258V109H259ZM262 108H264V107H262ZM0 109H1V106H0ZM39 109H40V108H39ZM41 109H42V108H41ZM46 109H48V108L46 107ZM46 109H45V110H46ZM76 109H78V108H76ZM82 109L84 110V108L81 107V110H82ZM96 109H97V108H96ZM102 109L104 110V108H102ZM106 109H109V107H108V108H105V110H106ZM113 109H114V108H113ZM119 109H120V108H119ZM173 109H174V108H173ZM181 109H180V110H181ZM226 109H227V108H226ZM235 109H237V108H235ZM244 109H245V108H244ZM258 109H257V110H258ZM29 110H31V108H30ZM71 110L73 111L74 109H71ZM71 110H70V111H71ZM79 110H80V109H79ZM105 110H104V111H105ZM110 110H111V109H110ZM110 110H108V112H109ZM134 110H135V109H134ZM140 110H141V109H140ZM145 110H146V109H145ZM155 110H156V109H155ZM189 110H190V109H189ZM245 110H246V109H245ZM12 111H13V110H12ZM12 111H11V112H12ZM14 111H15V113L17 112L16 110H14ZM31 111H32V110H31ZM94 111H96V110H95V106H94ZM97 111H98V110H97ZM111 111H115V109H114V110H111ZM111 111H110V112H111ZM147 111H148V110H147ZM150 111H151V109H150ZM150 111H149V112H150ZM174 111H175V109H174ZM212 111H213V110H212ZM254 111H255V110H254ZM0 112H2V110H1ZM34 112H36V111H34ZM34 112L32 111V113H33L32 115H34ZM57 112H58V111H57ZM57 112H56V113H57ZM84 112H85V111H84ZM86 112H87V111H86ZM86 112H85V113H86ZM90 112H91V111H90ZM120 112H121V111H120ZM145 112H146V111H145ZM156 112H157V111H156ZM156 112H155V115H156ZM158 112H159V114H161L160 111H158ZM178 112H179V111H178ZM251 112H252V111H251ZM13 113H14V112H12V115H13ZM39 113H40V112H39ZM93 113H94V112H93ZM95 113H96V112H95ZM97 113H98V112H97ZM97 113H96V114H97ZM102 113H103V112H102ZM105 113H106V112H105ZM114 113H117V111H115ZM114 113H112L111 116H108V117H112V118H113V117H116V116H112V115H114ZM167 113H168V112H167ZM187 113H188V112H187ZM187 113H186V114H187ZM210 113H211V111H210ZM241 113H242V112H241ZM10 114H11V113H10ZM30 114H31V113H30ZM51 114H52V113H51ZM53 114H54L53 116H56L55 113H53ZM75 114H76V112H75ZM77 114H78V112H77ZM90 114H92V113H90ZM96 114H94V115L92 114V117L94 116V118H96L95 116H98V115H99V114H98V115H96ZM100 114H101V113H100ZM120 114H121V113H120ZM120 114H119V115H120ZM145 114H146V113H145ZM149 114H151V113H149ZM159 114H158V115H159ZM169 114H170V113H169ZM177 114H178V113H177ZM186 114H185V115H186ZM208 114H209V113H208ZM223 114H225V113H223ZM230 114H231V113H230ZM101 115H102V114H101ZM135 115H136V114H135ZM151 115H152V114H151ZM158 115H157L156 117H158ZM170 115H171V114H170ZM205 115H206V114H205ZM226 115H227V114H226ZM13 116H14V115H13ZM38 116H39V115H38ZM40 116H41V118H42V115H41V114H40ZM79 116H80V115H79ZM84 116H85V115H84ZM86 116H88V115H86ZM117 116H118V115H117ZM122 116H123V115H122ZM140 116H141V115H140ZM148 116H149V115H148ZM165 116H166V115H165ZM220 116H221V115H220ZM259 116H260V115H259ZM18 117H19V116H18ZM33 117H34V116H33ZM33 117H32V118H33ZM50 117H51V115H50ZM92 117H90V118H92ZM99 117H100V116H99ZM105 117H107V116H105ZM118 117H119V116H118ZM131 117H132V116H131ZM149 117H151V116H149ZM154 117H155V116H154ZM184 117H185V116H184ZM7 118H8V117H7ZM35 118H36V117H35ZM35 118H34V120H36ZM41 118H40V119H41ZM56 118H57V117H56ZM101 118H103V117H101ZM123 118H124V116H123ZM126 118H127V117H125V119H126ZM180 118H181V116H180ZM182 118H183V117H182ZM182 118H181V119H182ZM208 118H209V117H208ZM212 118H213V117H212ZM229 118H230V117H229ZM244 118H245V117H244ZM2 119H3V118H2ZM9 119H10V118H9ZM29 119H30V118H29ZM48 119H49V118H48ZM70 119H71V118H70ZM86 119H87V118H86ZM86 119H85V120H86ZM99 119H100V118H99ZM108 119H109V118H108ZM110 119H111V118H110ZM117 119H118V118H117ZM149 119H150V118H149ZM152 119H154V118H152ZM156 119H157V118H156ZM161 119H162V118H161ZM227 119H228V118H227ZM251 119H252V118H251ZM260 119H261V118H260ZM4 120H5V119H4ZM4 120H3V121H4ZM11 120H12V119H11ZM11 120H10V121H11ZM50 120H52V119H50ZM50 120H49V121H50ZM80 120H81V119H80ZM83 120H84V119H83ZM83 120H82V121H83ZM89 120H91V119H89ZM89 120H88V121H89ZM103 120H104V118H103ZM113 120H114V119H113ZM119 120H121V119H119ZM136 120H137V119H136ZM157 120H158V119H157ZM173 120H174V119H173ZM228 120H229V119H228ZM261 120H262V119H261ZM31 121H32V120H31ZM31 121H30V123H31ZM40 121H41V120H40ZM40 121H38V122H40ZM44 121H45V120H44ZM47 121H48V120H47ZM53 121H54V120H53ZM56 121H57V120H56ZM106 121H107V120H106ZM108 121H109V120H108ZM123 121H124V119H123ZM143 121H145V119H143ZM162 121H164V120H162ZM175 121H176V120H175ZM177 121H180V120L178 119ZM195 121H196V120H195ZM210 121H211V120H210ZM22 122H23V121H21L20 123H22ZM36 122H37V121H36ZM36 122H35V124H36ZM50 122H51V121H50ZM90 122H92V120H91ZM97 122H99V121L97 120ZM109 122H110V121H109ZM126 122H127V120H126ZM126 122H124V123H126ZM132 122H134V121H132ZM132 122L130 121V123H132ZM164 122H165V121H164ZM164 122H163V123H164ZM182 122H183V121H182ZM245 122H246V121H245ZM9 123H10V122H9ZM16 123H17V122H16ZM44 123H45V122H44ZM57 123H58V122H57ZM57 123L55 122L56 125H57ZM59 123H60V121H59ZM77 123H78V121H77ZM99 123H100V122H99ZM106 123H107V122H106ZM173 123H175V122H173ZM188 123H189V122H188ZM232 123H233V122H232ZM249 123H250V122H249ZM2 124H3V122H2ZM4 124H5V123H4ZM17 124H18V123H17ZM39 124H40V123H39ZM39 124L37 123L36 126L39 125ZM46 124H47V122H46ZM49 124H50V123H48V125H49ZM55 124H52V125H54V126L56 127ZM97 124H98V123H97ZM102 124H103V123H102ZM113 124H114V123H113ZM153 124H154V123H153ZM161 124H162V123H161ZM198 124H199V123H198ZM198 124H197V125H198ZM201 124H202V123H201ZM201 124H200V125H201ZM242 124H243V123H242ZM6 125H7V124H6ZM20 125H21V124H20ZM41 125H42V122H41ZM44 125H45V124H44ZM48 125H45V126H46V129H47V127H49ZM58 125H59V124H58ZM88 125H90V124H88ZM88 125H86V126H88ZM122 125H123V124H122ZM141 125L146 126L147 124H142V122H141ZM169 125H170V124H169ZM182 125H184V124H182ZM182 125H181V126H182ZM188 125H189V124H188ZM230 125H231V124H230ZM230 125H229V126H230ZM243 125H244V124H243ZM247 125H248V124H246V126H247ZM34 126H35V125H34ZM42 126H43V125H42ZM66 126H67V125H66ZM113 126H114V125H113ZM161 126H162V125H161ZM177 126H178V125H177ZM177 126H174V127H177ZM181 126H180V128H181ZM194 126H195V124H194ZM23 127H24V123H23L22 128H23ZM30 127H31V126H30ZM32 127H33V126H32ZM52 127H53V126H52ZM55 127H54V128H55ZM62 127H63V126H62ZM67 127H68V126H67ZM99 127H100V126H99ZM105 127H106V126H105ZM108 127H109V124H108ZM108 127H107V128H108ZM110 127H112V126H110ZM128 127H129V125H128ZM132 127H133V126H132ZM171 127H172V125H171L169 128H171ZM24 128H26V127H24ZM91 128L93 129V125L91 126ZM107 128H106V129H107ZM158 128H160V126H159ZM172 128H173V127H172ZM190 128H191V127H190ZM198 128H199V127H198ZM220 128H221V127H220ZM1 129H2V128L0 127V130H1ZM8 129H9V128H8ZM19 129H20V128H19ZM26 129H27V128H26ZM44 129H45V128H44ZM57 129L59 130V127H58ZM95 129H96V128H95ZM108 129H109V128H108ZM117 129H119V127H118ZM126 129H127V128H126ZM145 129H147V128H145ZM145 129H144V131H145ZM156 129H157V128H156ZM160 129H161V128H160ZM181 129H182V128H181ZM192 129H193V128H192ZM246 129H247V128H246ZM23 130H24V129H23ZM29 130H30V128H28V131H29ZM49 130H51V129L49 128ZM64 130H65V129H64ZM103 130H105V129H103ZM133 130H134V129H133ZM189 130H190V129H189ZM195 130H196V129H195ZM208 130H209V129H208ZM43 131H44V130H43ZM47 131H48V130H47ZM82 131H83V130H82ZM90 131H92V130H90ZM95 131H96V130H95ZM100 131H101V129H100ZM123 131H124V130H123ZM136 131H137V130H136ZM139 131H140V132L142 131L141 133H144V132H143V129H142V130H139ZM148 131H149V130H148ZM181 131H182V130H181ZM193 131H194V129H193ZM202 131H203V130H202ZM0 132H1V131H0ZM25 132H26V131H25ZM51 132H52V134H53V132H55V131H54V130H51ZM56 132H57V130H56ZM59 132H61V131H59ZM59 132H58V133H59ZM71 132H72V131H71ZM76 132H77V131H76ZM78 132H79V130H78ZM88 132H89V131H88ZM125 132H126V131H125ZM133 132H134V131H133ZM149 132H151V131H149ZM165 132H166V131H165ZM197 132H198V131H197ZM197 132H196V133H197ZM248 132H250V131H248ZM42 133H44V132H42ZM42 133H41V134H42ZM46 133H47V132H46ZM49 133H50V132H49ZM61 133H62V132H61ZM66 133H67V132H65V135H67ZM80 133H81V132H80ZM101 133H102V131H101ZM112 133H114V130H113ZM127 133H129V132H127ZM151 133H153V135L155 134L154 132H151ZM167 133H168V132H167ZM169 133H170V132H169ZM199 133H200V132H199ZM203 133H204V132H203ZM211 133H212V132H211ZM44 134H45V133H44ZM47 134H48V133H47ZM54 134H55V133H54ZM110 134H111V133H110ZM236 134H237V133H236ZM258 134H259V133H258ZM0 135H1V134H0ZM27 135H28V132H27ZM27 135L24 136V137L27 138ZM61 135H62V134H61ZM75 135H76V134H75ZM97 135H98V134H97ZM99 135H101V134H99ZM103 135H105V134H103ZM124 135H125V134H124ZM126 135H127V134H126ZM140 135H141V134H140ZM160 135H162V134H160ZM171 135H172V134H170V136H171ZM181 135H182V134H181ZM221 135H222V134H221ZM260 135H261V134H260ZM260 135H259V136H260ZM9 136H10V135H9ZM49 136H50V135H49ZM49 136H46V137L48 138V140H49ZM52 136H54V135H52ZM57 136H58V134H57ZM72 136H73V135H72ZM128 136H130V135H127V139H130V138H128ZM136 136H139V135H135V137H136ZM154 136H156V134H155ZM166 136H167V135H166ZM166 136H164V137H166ZM199 136H200V135H199ZM202 136H204V135H202ZM227 136H228V135H227ZM237 136H238V135H237ZM250 136H251V135H250ZM255 136H258V135H255ZM2 137H3V136H2ZM2 137H1V138H2ZM14 137H15V136H14ZM43 137H44V136L42 135V138H43ZM54 137H55V136H54ZM59 137H61V136H59ZM59 137H57V138L59 139ZM64 137H65V136H64ZM64 137H63V138H64ZM130 137H131V136H130ZM148 137H149V135H148ZM160 137H161V136H160ZM171 137H172V136H171ZM183 137H184V136H183ZM234 137H235V136H234ZM238 137H239V136H238ZM238 137H237V138H238ZM240 137H241V136H240ZM253 137H254V136H253ZM260 137H261V136H260ZM29 138H30V137H29ZM36 138H38V137H35V139H36ZM96 138H97V137H96ZM142 138H143V137H142ZM155 138H156V137H155ZM191 138L193 139V137H191ZM195 138H196V137H195ZM2 139H3V138H2ZM2 139H0V141H1ZM30 139H31V138H30ZM35 139H34V140H35ZM40 139H41V138H40ZM50 139H54V138H53V137L51 138V136H50ZM81 139H82V138H81ZM81 139H80V140H81ZM132 139H133V138H132ZM146 139H147V138H146ZM157 139H158V138H157ZM167 139H168V138H167ZM169 139H170V138H169ZM192 139H191V140H192ZM211 139H212V137H211ZM218 139H219V138H218ZM239 139H240V138H239ZM23 140H24V139H23ZM25 140H26V139H25ZM28 140H29V139H28ZM34 140H33V137H32V141H34ZM36 140H37V139H36ZM54 140H55V139H54ZM59 140H61V138H60ZM80 140L78 139V141H80ZM105 140H107V139H105ZM124 140H125V138H124ZM130 140H131V139H130ZM130 140H129V141H130ZM134 140H135V138H134ZM142 140H144V139H142ZM142 140H140V141H142ZM171 140H172V139H170L169 143L173 141V140H172V141H171ZM2 141H3V140H2ZM17 141H18V140H17ZM19 141H20V140H19ZM37 141H39V140H37ZM37 141H36V142H37ZM42 141H44V140L42 139ZM46 141H47V140H46ZM46 141H44V142L46 143ZM51 141H52V140H51ZM51 141H50V142H51ZM76 141H77V140H76ZM83 141H84V140H83ZM110 141H111V139H110ZM125 141H126V143H127V140H125ZM163 141H164V140H163ZM163 141H161V142H159V143H162ZM175 141H176V140H175ZM211 141H212V140H211ZM237 141H238V140H237ZM259 141H260V139H259ZM27 142H28V141H27ZM40 142H41V141H40ZM40 142H39L38 145L36 144V146H39V145H40ZM56 142H57V141H56ZM56 142H52V144H53V143L56 144ZM58 142H59V141H58ZM134 142H135V141H134ZM149 142H150V141H149ZM154 142H155V141H154ZM164 142H165V141H164ZM167 142H168V141H167ZM173 142H174V141H173ZM173 142H172V143H173ZM176 142H177V141H176ZM185 142H186V141H185ZM195 142H196V141H195ZM248 142H249V141H248ZM250 142H251V141H250ZM19 143H20V142H19ZM28 143H29V142H28ZM28 143H27V145H28ZM83 143H84V142H83ZM118 143H119V142H118ZM122 143H123V142H122ZM147 143H148V142H147ZM180 143H181V142H180ZM260 143L262 144V141H261ZM260 143H259V144H260ZM8 144H9V143H8ZM41 144H42V143H41ZM43 144H44V143H43ZM77 144H78V143H77ZM85 144H86V143H85ZM142 144L144 145V143H142ZM163 144H164V143H163ZM167 144H168V143H167ZM176 144H177V143H176ZM197 144H198V143H197ZM226 144H227V143H226ZM232 144H233V142H232ZM235 144H236V143H235ZM248 144H249V143H248ZM9 145H10V144H9ZM31 145H32V143H31ZM31 145H30V146H31ZM34 145H35V144H34ZM47 145H49V143H48ZM79 145H80V143H79ZM119 145H120V144H119ZM125 145H126V144H125ZM131 145H132V144H131ZM134 145H135V144H134ZM153 145H154V144H153ZM198 145H199V144H198ZM113 146H114V145H113ZM113 146H112V147H113ZM136 146H140V144H139V145H136ZM156 146H157V145H156ZM162 146H163V145H162ZM175 146H177V145H175ZM188 146H189V145H188ZM196 146H197V145H196ZM196 146L194 145V147H196ZM243 146H244V145H243ZM10 147H11V146H10ZM10 147L8 146V148L10 149V153H11V148H10ZM20 147H21V146H20ZM23 147H24V146H23ZM23 147H22V148H23ZM40 147H41V146H40ZM61 147H62V146H61ZM74 147H75V146H74ZM79 147H80V146H79ZM101 147H102V146H101ZM121 147H122V146H121ZM121 147H120V148H121ZM160 147H161V146H160ZM210 147H211V146H210ZM221 147H222V146H221ZM8 148H7V149H8ZM22 148H21V149H22ZM24 148H27V147H24ZM75 148H76V147H75ZM105 148H106V147H105ZM113 148H114V147H113ZM115 148H117V147H115ZM180 148H181V147H180ZM17 149H18V148H17ZM21 149H19V150L21 151ZM29 149H30V147H29ZM83 149H84V148H83ZM88 149H89V148H88ZM131 149H135V147H134V148H131ZM141 149H142V148H141ZM196 149H198V147H197ZM221 149H222V148H221ZM251 149H252V148H251ZM23 150H24V149H23ZM23 150H22V152H23ZM26 150H28V149H26ZM41 150H42V149H41ZM51 150H52V149H51ZM78 150H79V148H78ZM81 150H82V149H81ZM84 150H85V149H84ZM84 150H83V151H84ZM97 150H98V148H97ZM97 150H96V151H97ZM107 150H108V149H107ZM111 150H112V148H111ZM127 150H129V148H128ZM127 150H125V152H126ZM159 150H162V149L159 148ZM171 150H172V149H171ZM224 150H225V148H224ZM239 150H240V149H239ZM249 150H250V149H249ZM261 150H262V149H261ZM261 150H260V151H261ZM28 151H29V150H28ZM28 151H26V152H28ZM31 151H32V150H31ZM119 151H121V149H120ZM182 151H183V150H182ZM184 151H185V150H184ZM201 151H202V150H201ZM237 151H238V150H237ZM88 152H89V151H88ZM117 152H118V151H117ZM123 152H124V151H123ZM142 152H143V150H142ZM153 152H154V151H153ZM203 152H204V151H203ZM245 152H246V151H245ZM249 152H250V151H249ZM251 152H253V151H251ZM261 152H262V151H261ZM261 152H260V153H261ZM263 152H264V150H263ZM7 153H9V152L7 151ZM10 153H9V154H10ZM24 153H25V152H24ZM28 153H29V156H31L30 154H32V153H30V151H29ZM37 153H38V152H37ZM97 153H98V152H97ZM132 153H133V152H132ZM144 153H145V151H144ZM182 153H183V152H182ZM255 153H257V152L255 151ZM1 154H2V153H1ZM34 154H36V152H34L33 155H34ZM38 154H39V153H38ZM38 154H37V155H38ZM43 154H45V153H43ZM43 154H42V155H43ZM85 154H86V153H85ZM85 154H84V155H85ZM149 154H150V153H149ZM151 154H153V153H151ZM151 154H150V155H151ZM185 154H186V152H185ZM187 154H189V153H187ZM214 154H215V153H214ZM39 155H40V154H39ZM99 155H100V154H99ZM107 155H108V153H107ZM107 155H106V156H107ZM135 155H136V153H135ZM137 155H139V154H137ZM189 155H190V154H189ZM189 155H188V156H189ZM212 155H213V153H212ZM254 155H255V154H254ZM18 156H19V155H18ZM109 156H110V155H109ZM115 156H116V155L114 154V157H115ZM118 156H119V154H118ZM118 156H117V157H118ZM133 156H134V155H133ZM151 156H152V155H151ZM223 156H224V154H223ZM247 156H250V155H247ZM247 156H246V157L242 156V157H244V161H246L245 158H248ZM258 156L261 157V155H258ZM263 156H264V155H263ZM75 157H76V156H75ZM112 157H113V155H112ZM120 157H121V156H120ZM126 157H127V156H126ZM128 157H130V156H128ZM141 157H142V156H141ZM242 157H240V158H242ZM252 157H254V156H252ZM252 157H251V159H252ZM259 157H257V158H259ZM19 158H20V157H19ZM23 158H26V157H23ZM80 158H81V157H80ZM123 158H124V157H123ZM232 158H234V157L232 156ZM35 159H37V158H35ZM39 159H41V156H40ZM78 159H79V158H78ZM84 159H85V158H84ZM92 159H93V158H92ZM103 159H104V157H103ZM106 159H107V158H106ZM226 159H227V158H226ZM228 159H229V158H228ZM255 159H256V158H255ZM22 160H24V159H22ZM41 160H42V159H41ZM119 160H120V158H119ZM122 160H123V159H122ZM253 160H254V158H253ZM16 161H17V160H16ZM38 161H39V160H38ZM52 161H53V160H52ZM100 161H101V160H100ZM111 161H112V160H111ZM140 161H141V160H140ZM249 161H250V160H249ZM255 161H257V160H254V162H255ZM259 161H260V160H259ZM259 161H258V162H259ZM42 162H44V161H42ZM54 162L56 163V161H54ZM83 162H84V161H83ZM97 162H98V161H97ZM150 162H151V161H150ZM172 162H173V161H172ZM223 162H224V161H223ZM229 162H231V161H229ZM258 162H257V163H258ZM10 163H11V162H10ZM19 163H20V162H19ZM24 163H25V162H24ZM57 163H58V162H57ZM57 163H56V164H57ZM92 163H93V162H92ZM138 163H139V162H138ZM158 163H159V162H158ZM194 163H195V162H194ZM203 163H204V162H203ZM210 163H212V162H210ZM216 163H218V162H216ZM237 163H238V162H237ZM252 163H253V162H252ZM255 163H256V162H255ZM12 164H13V163H12ZM28 164H29V163H28ZM37 164H38V162H37ZM45 164H47V163H45ZM58 164H59V163H58ZM63 164H64V163H63ZM63 164L61 163V165H63ZM112 164H113V163H112ZM247 164H248V163H247V161H246V165H247ZM15 165H17V164L15 163ZM20 165H21V164H20ZM23 165H24V164H23ZM59 165H60V164H59ZM67 165H68V164H67ZM85 165H86V164H85ZM115 165H116V164H115ZM203 165H204V164H203ZM211 165L213 166V164H211ZM225 165H226V164H225ZM229 165H231V164L229 163ZM234 165H236L235 167L238 168L236 162H234ZM234 165H233V166H234ZM253 165H254V163H253ZM258 165L261 166L260 164H258ZM263 165H264V164H263ZM263 165H262V166H263ZM18 166H19V165H18ZM26 166H27V165H26ZM30 166H31V165H30ZM40 166H41V165H40ZM63 166H64V165H63ZM169 166H170V165H169ZM226 166H227V165H226ZM233 166H232V168H235V167H233ZM244 166H245V165H244ZM247 166H248V165H247ZM5 167H6V166H5ZM23 167H24V166H23ZM27 167H28V166H27ZM37 167H39V166H37ZM65 167H66V166H65ZM90 167H91V166H90ZM116 167H117V166H116ZM136 167H137V166H136ZM147 167H148V166H147ZM245 167H246V166H245ZM10 168H11V167H10ZM28 168H29V167H28ZM53 168H54V167H53ZM92 168H93V167H92ZM180 168H181V167H180ZM205 168H206V167H205ZM213 168H214V167H213ZM226 168L228 169V167H226ZM239 168H240V166H239ZM239 168H238V169H239ZM242 168H243V167H242ZM2 169H3V168H2ZM7 169H8V168H7ZM23 169H25V168H23ZM61 169H62V168H61ZM121 169H122V168H121ZM169 169H170V168H169ZM171 169H172V168H171ZM210 169H211V168H210ZM238 169H237V170H238ZM240 169H241V168H240ZM253 169H254V168L252 167L251 170L253 171ZM259 169H260V168H259ZM14 170H15V169H14ZM14 170H13V171H14ZM35 170H36V169H35ZM103 170H104V169H103ZM232 170H233V169H232ZM235 170H236V169H235ZM244 170H245V169H244ZM256 170H257V169H256ZM262 170H264V169H262ZM7 171H8V170H7ZM21 171H22V170H21ZM31 171H33V170H31ZM36 171H37V170H36ZM129 171H130V169H129ZM206 171H207V170H206ZM245 171H246V170H245ZM9 172H10V171H9ZM16 172H17V171H16ZM75 172H76V171H75ZM86 172H87V171H86ZM179 172H180V171H179ZM207 172H208V171H207ZM230 172H231V171H230ZM242 172H243V171H242ZM262 172H263V171H262ZM14 173H15V172H14ZM17 173H18V172H17ZM97 173H98V172H97ZM97 173H96V174H97ZM101 173H102V172H101ZM201 173H202V172H201ZM205 173H206V172H205ZM235 173H236V172H235ZM253 173L256 174V171L254 170ZM2 174H3V173H2ZM33 174H34V173H33ZM54 174H55V172H54ZM123 174H124V173H123ZM236 174H237V173H236ZM238 174H240V173H238ZM250 174H251V173H250ZM10 175H11V174H10ZM14 175H15V174H14ZM21 175H22V174H21ZM60 175H61V174H60ZM198 175H199V174H198ZM200 175H201V174H200ZM203 175H204V174H203ZM203 175H202V176H203ZM205 175H206V174H205ZM241 175H242V173H241ZM259 175H261V174H259ZM262 175H264V173H263ZM17 176H18V175H17ZM19 176H20V175H19ZM19 176H18V177H19ZM29 176H30V175H29ZM75 176H76V175H75ZM100 176H101V175H100ZM206 176H207V175H206ZM249 176H250V175H249ZM249 176H248V177H249ZM8 177H9V176H8ZM18 177H17V178H18ZM90 177H91V176H90ZM204 177H205V176H204ZM234 177H235V175H234ZM234 177H233V178H234ZM238 177H239V175H238ZM242 177H243V176H242ZM254 177H255V176H254ZM3 178H4V177H3ZM3 178H0V179H3ZM10 178H11V177H10ZM12 178H13V177H12ZM17 178H16V179H17ZM186 178H187V177H186ZM195 178H196V177H195ZM219 178H220V176H219ZM239 178H241V177H239ZM57 179H58V178H57ZM57 179H56V180H57ZM80 179H81V178H80ZM231 179H232V178H231ZM234 179H236V178H234ZM234 179H233V180H234ZM243 179H244V178H243ZM250 179H251V177H250ZM250 179H248V180L250 181ZM256 179H257V178H255V180H256ZM4 180H6V179H4ZM7 180H8V178H7ZM32 180H33V179H32ZM43 180H44V179H43ZM122 180H123V179H122ZM193 180H194V179H193ZM226 180H228V179H226ZM246 180H247V179H246ZM246 180H244V181H246ZM68 181H69V180H68ZM152 181H153V180H152ZM211 181H212V180H211ZM215 181H216V180H215ZM219 181H220V180H219ZM224 181H225V180H224ZM230 181H231V180H230ZM234 181H235V180H234ZM238 181H239V180H238ZM238 181H237V182H234V183H238ZM240 181H242V178L240 179ZM240 181H239V182H240ZM256 181H257V180H256ZM31 182H32V181H31ZM47 182H48V181H47ZM213 182H214V181H213ZM213 182H211V184H213ZM221 182H223V181H221ZM231 182H233V181H231ZM246 182H248V181H246ZM260 182H261V181H260ZM12 183H13V182H12ZM28 183H29V182H28ZM32 183H33V182H32ZM38 183H40V182L38 181ZM42 183H43V182H42ZM45 183H46V182H45ZM45 183H44V184H45ZM196 183H197V182H196ZM243 183H244V182H243ZM258 183H259V181H258L257 183H255V184L258 185ZM261 183H262V182H261ZM261 183H260V184H261ZM0 184H1V183H0ZM14 184H15V182H14ZM14 184H13V185H14ZM49 184H50V183H49ZM49 184H48V185H49ZM183 184H184V182H183ZM217 184H218V183H217ZM239 184H240V183H239ZM19 185H20V184H19ZM38 185H39V184H38ZM214 185H215V186H213V187H216V184H214ZM234 185H235V184H234ZM244 185H245V184H244ZM261 185H262V184H261ZM0 186H1V185H0ZM10 186H12V185H10ZM59 186H60V185H59ZM195 186H196V184H195ZM195 186H194V187H195ZM206 186H208V184H207ZM219 186H220V185H219ZM254 186H255V185H254ZM37 187H38V186H37ZM62 187H63V186L61 185V188H62ZM187 187H188V186H187ZM213 187H212V188H213ZM242 187H243V186H242ZM257 187H258V186H257ZM5 188H6V187H5ZM13 188H14V187H13ZM20 188H21V187H20ZM83 188H84V187H83ZM198 188H199V186L197 187V189H198ZM205 188H206V187H205ZM221 188H222V187H221ZM233 188H234V186H233ZM238 188H239V187H238ZM255 188H256V187H255ZM255 188H254V190H255L256 192H255V191H254V192L257 193V190H259V188H258V189H255ZM6 189H7V188H6ZM15 189H17V187H16ZM217 189L220 190L218 187H217ZM71 190H73V189L71 188ZM210 190H211V189H210ZM210 190H208V191H210ZM251 190H253V188H252ZM1 191H2V189H1ZM3 191L5 192V190H3ZM7 191H8V190H7ZM9 191H10V190H9ZM33 191H34V189H33ZM37 191H38V189H37ZM39 191H42V190L40 189ZM58 191H60V189H58ZM194 191H195V189H194ZM245 191H246V190H245ZM248 191H249V189H248ZM4 192H3V193H4ZM15 192H17V190H15ZM64 192H65V191H64ZM221 192H222V191H221ZM5 193H6V192H5ZM18 193H19V191H18ZM55 193H58V192H55ZM61 193H62V192H61ZM194 193H195V192H194ZM212 193H213V192H212ZM250 193H251V192H250ZM260 193H262V191H261ZM0 194H1V193H0ZM14 194L17 195V193H14ZM26 194H27V193H26ZM39 194H40V192H39ZM41 194H42V193H41ZM41 194H40V195H41ZM59 194H60V192H59ZM204 194L207 195V193H204ZM216 194H218V193H216ZM257 194H258V193H257ZM1 195H2V194H1ZM10 195H11V194H10ZM19 195H20V194H19ZM36 195H37V194H36ZM46 195H47V194H46ZM54 195H55V194H54ZM60 195H61V194H60ZM194 195H195V194H194ZM206 195H205V196H206ZM253 195H254V194H253ZM255 195H256V194H255ZM259 195L264 196V194H259ZM7 196H8V197H11V196H9V195H7ZM32 196H33V193H32ZM219 196H221V195H219ZM8 197H7V198H8ZM14 197H15V196H14ZM20 197H21V195H20ZM44 197H45V196H44ZM44 197H42V198H44ZM151 197H152V196H151ZM170 197H171V196H170ZM1 198H2V197H1ZM12 198H13V197H12ZM23 198H24V197H23ZM29 198H30V197H29ZM36 198H38V197H36ZM258 198H259V197H258ZM3 199H4V196H3ZM9 199H11V198H9ZM17 199H19V197H18ZM33 199H34V198H33ZM39 199H41V198H39ZM57 199H58V198H57ZM59 199H60V196H59ZM170 199H171V198H170ZM189 199H190V198H189ZM248 199H249V198H248ZM260 199H261V198H260ZM263 199H264V198H263ZM11 200H12V199H11ZM13 200H14V201H17V200H15V199H13ZM44 200H45V199H44ZM190 200L192 201V198H191ZM198 200H199V199H198ZM5 201H6V197H5ZM25 201H27L26 198H25ZM101 201H102V200H101ZM247 201H248V200H247ZM8 202H9V201H8ZM153 202H154V201H153ZM195 202H196V201H195ZM249 202H250V201H249ZM252 202H253V200H252ZM14 203H15V202H14ZM208 203H210V202L208 201ZM236 203H238V201H237ZM100 204H101V203H100ZM150 204H151V203H150ZM166 204H167V203H166ZM180 204H181V203H180ZM210 204H211V203H210ZM210 204H209V205H210ZM261 204H263V203H261ZM13 205H14V204H13ZM60 205H62V204H60ZM207 205H208V204H207ZM236 205H237V204H236ZM248 205H249V204H248ZM2 206H3V205H2ZM5 206H6V204H5ZM241 206H242V205H241ZM249 206H251V205H249ZM263 206H264V204H263ZM263 206H262V207H263ZM213 207H214V206H213ZM258 207H259V205H258ZM145 208H146V207H145ZM173 208H174V207H173ZM202 208H203V207H202ZM202 208H201V210H203ZM210 208H211V207H209V209H210ZM209 209H208V210H209ZM254 210H255V209H254ZM256 211H257V210H256ZM191 212H192V211H191ZM193 212H194V211H193ZM186 213H187V212H186ZM257 213H258V212H257ZM263 213H264V212H263ZM196 214H197V213H196ZM200 214H201V213H200ZM210 214H211V213H210ZM234 215H235V214H234ZM257 216H258V215H257ZM202 217H203V216H202ZM33 219H34V218H33ZM201 219H202V218H201ZM206 220H207V219H206ZM209 221H210V220H209ZM262 221H263V220H262ZM192 223H193V222H192ZM221 223H222V222H221ZM262 225H264V224H262ZM12 233H13V232H12ZM26 234L29 235L28 233H26ZM26 234H25V235H26ZM63 234H64V233H63ZM65 234H66V233H65ZM55 235H56V234H55ZM260 235H261V234H260ZM152 236H153V235H152ZM163 239H164V238H163ZM225 241H226V240H225ZM7 243H8V242H7ZM228 245H229V244H228ZM249 245H250V244H249ZM115 246H116V245H115ZM165 246H166V245H165ZM252 246H253V245H252ZM97 249H98V248H97ZM97 249H96V250H97ZM100 249H101V248H100ZM119 251H120V252H118V254H117V252L115 253V254H116V255H115L116 257H118V256L120 257V256H121L120 254L123 253L125 250H119ZM239 251H240V250H239ZM78 254H79V252H78ZM4 255H6V254H4ZM106 255H107V254H106ZM109 255H110V254H109ZM225 255H226V254H225ZM101 256H102V255H101ZM103 256H104V255H103ZM122 256H123V255H122ZM143 256H144V255H143ZM240 257H241V256H240ZM56 258H57V256H56ZM97 258H98V257H96V259H97ZM110 258H111V257H110ZM137 258H138V257H137ZM197 258H198V257H197ZM19 259H20V258H19ZM48 259H49V258H48ZM213 259H215V257H214ZM92 260H93V259H92ZM100 260H101V259H100ZM106 260H107V259H106ZM196 260H197V259H196ZM201 260H202V259H201ZM215 260H216V259H215ZM217 260H218V258H217ZM217 260H216V261H217ZM95 261H96V260H95ZM197 261H198V260H197ZM213 261H214V260H213ZM220 261H221V260H220ZM37 262H39V261H37ZM84 262H87V261H84ZM92 262H93V261H92ZM96 262H97V261H96ZM96 262H95V263H96ZM99 262H100V261H99ZM99 262H98V263H99ZM188 262H190V261H188ZM191 262H192V261H191ZM194 262H195V261H194ZM202 262H203V261H202ZM210 262H211V261H210ZM210 262H208V264H209ZM30 263H32V262H30ZM73 263H74V262H73ZM88 263H89V262H88ZM88 263H87V264H88ZM95 263H94V264H95ZM21 264H22V263H21ZM32 264H33V263H32ZM37 264H38V263H37ZM39 264H40V263H39ZM60 264H61V263H60ZM71 264H72V263H71ZM180 264H182V263H180ZM188 264H189V263H188ZM191 264H192V263H191ZM193 264H194V263H193ZM195 264H198V262L195 263ZM215 264H216V262H215ZM217 264H218V263H217Z\"/></svg>",
  "mask_w": 264,
  "mask_h": 264
}]
</instances>
